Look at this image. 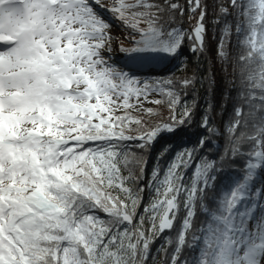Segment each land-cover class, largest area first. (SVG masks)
Returning a JSON list of instances; mask_svg holds the SVG:
<instances>
[{"label":"snow or ice","instance_id":"6c2138e0","mask_svg":"<svg viewBox=\"0 0 264 264\" xmlns=\"http://www.w3.org/2000/svg\"><path fill=\"white\" fill-rule=\"evenodd\" d=\"M212 7L0 0V264H264V0Z\"/></svg>","mask_w":264,"mask_h":264},{"label":"trees","instance_id":"16d2710c","mask_svg":"<svg viewBox=\"0 0 264 264\" xmlns=\"http://www.w3.org/2000/svg\"><path fill=\"white\" fill-rule=\"evenodd\" d=\"M180 2L184 3V0H180ZM208 3H209V12H208V16H207L206 20H207V23L209 24V39H208L207 43H208V46L211 48V47L214 46V40H212L211 37L217 34V29L212 26V24H213V15H214V9L212 7V0H208ZM183 21H184V27L185 28H187V23H191L193 25L196 23V21L194 19L190 20L189 15L187 13H185V15L183 17ZM118 28L120 29V26ZM120 31H121V29H120ZM235 44H236V39H235V36H233V38H232V47H233L234 55H235V47H234ZM185 55L188 57V71L191 72V70L194 67H196V64L194 63V61L197 59V57H195L190 51H188L187 47L185 48ZM199 59H200V61L203 64L204 67L211 68V59H210V57L207 54H205V56H203V57H199ZM122 63H124V61L121 62V64ZM169 68H171L172 71L175 72V66L174 65H169ZM180 74L181 73H179V72L176 73V75H180ZM159 98L160 97L158 95H156V97H154V99H159ZM150 106H154V105L148 104L146 107H150ZM220 112H222V109L219 110L217 112L216 116H215L216 124L220 123V120H221ZM166 114L167 113L165 111V115ZM229 115H230V113H229ZM229 115H225L224 119L227 120L229 118ZM203 133H204V129H202V128H200L198 126V122H194L192 124V126L187 129L186 132L181 133V136H182V139H183L184 142H186V143L187 142L194 143L197 140V138L200 135H202ZM214 144H215V147L212 149V151H214V152L217 149H219L221 152H223L227 148V141L225 139L216 140L214 138ZM151 166H152V164L150 162L149 163V169L151 168ZM147 200H148V196H147V193H146L145 194V203H147ZM141 211H142V209H141ZM168 234L169 233H165V235H168ZM173 235H174V233H173ZM160 242H161L160 240H157L156 244L153 245V249H155V247ZM185 255H188V251L187 250H185ZM157 259L159 261V260L163 259V256L160 255V256L157 257Z\"/></svg>","mask_w":264,"mask_h":264},{"label":"rangeland","instance_id":"374dc122","mask_svg":"<svg viewBox=\"0 0 264 264\" xmlns=\"http://www.w3.org/2000/svg\"><path fill=\"white\" fill-rule=\"evenodd\" d=\"M113 23H114V29H113V31L116 32L117 34H119L120 33V29L117 26L118 24L116 22H113ZM187 25H188V23H187ZM114 58L118 59L120 61V63L124 61L123 54L122 53H119L118 51H116L114 53ZM154 97H156V95L151 96L150 99H154Z\"/></svg>","mask_w":264,"mask_h":264},{"label":"built area","instance_id":"2783aa9c","mask_svg":"<svg viewBox=\"0 0 264 264\" xmlns=\"http://www.w3.org/2000/svg\"><path fill=\"white\" fill-rule=\"evenodd\" d=\"M192 24L188 23L187 28H189Z\"/></svg>","mask_w":264,"mask_h":264}]
</instances>
